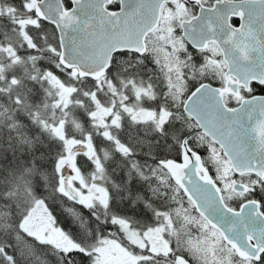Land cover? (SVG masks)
Here are the masks:
<instances>
[{
  "label": "trees",
  "instance_id": "trees-1",
  "mask_svg": "<svg viewBox=\"0 0 264 264\" xmlns=\"http://www.w3.org/2000/svg\"><path fill=\"white\" fill-rule=\"evenodd\" d=\"M29 4L30 0H0V206L7 209L13 206L16 229L26 210H33L36 205L49 209L57 225L87 249H90L89 242L80 238L69 225L90 224L98 238L112 233L136 254L146 253L128 242L122 228L124 222L139 231L164 226L169 252L161 256L153 254L151 259L144 256L141 264H178V255H188L185 243L181 245L179 240L194 227L175 219L174 211L188 208L193 214H199L165 163L170 159L181 160L183 144L187 141L202 155L206 168L221 185L218 169L208 151L210 146L218 145L185 115L182 102L174 111V115L179 113L176 123L168 120L158 127L156 123L129 121V117L121 115L120 125L110 123L113 116L105 119L106 126H101L98 121L96 125L91 102L95 81L80 78L76 71L60 64L56 28L38 20ZM65 4L67 7L71 5L68 0ZM128 65L132 64L119 68ZM140 71L152 76L156 74L147 65L137 68V72ZM156 84L162 88L160 93H165L166 82ZM101 85L107 93L109 84ZM120 96L114 95L116 102L121 100ZM99 99L101 103L111 100L106 96ZM136 108L143 106L137 105ZM87 137L96 148L98 163L94 158L79 154L76 167L88 183L95 184L108 196L105 203L97 199L88 207L75 203L62 193L58 168L69 154V142L86 140ZM244 178L254 183L246 194H234L222 188L228 205L239 208L244 201L264 195L260 191L264 183L258 177L245 175ZM254 187L257 191H253ZM68 204L83 220L81 225L70 220L62 221L63 210L67 213L65 205ZM68 214L76 222L77 216L73 212ZM169 216L171 220H168ZM1 220L6 223L4 218ZM25 240L30 243L34 240L33 245L50 256L53 261L48 264H93V252L76 249L65 252L54 242L32 237ZM4 246L10 256L16 258V252L6 243ZM193 260L202 264L197 258ZM16 264L30 262L16 258ZM240 264L248 263L241 258ZM254 264H260V261Z\"/></svg>",
  "mask_w": 264,
  "mask_h": 264
},
{
  "label": "water",
  "instance_id": "water-1",
  "mask_svg": "<svg viewBox=\"0 0 264 264\" xmlns=\"http://www.w3.org/2000/svg\"><path fill=\"white\" fill-rule=\"evenodd\" d=\"M68 1L71 3L69 7H66L64 0H37L35 6L36 15L54 24L58 31L59 61L64 67L76 68L80 77L97 80L106 74L115 52L132 50L144 54L147 51L146 37L155 29L151 20L141 24L126 22L129 13L136 7V0H122V2L119 0L121 11L115 15L110 13L107 0ZM252 75H259V72L247 74L238 72L233 79L236 77L248 79ZM202 84L220 87L209 82ZM240 86L246 87L238 83V91H240ZM195 90L185 100V111L199 124L200 130L217 143L225 154L224 148L217 142L220 137L207 115L215 110L213 107L215 100L211 99L215 94L206 87L196 97H193ZM202 97H209V99H205L197 107L196 102ZM220 103H225L224 97ZM258 118L259 113L257 112L252 120L245 121L244 127L247 131L242 134L241 152L239 154L231 152L225 156L231 162L235 175L253 174L264 182V144L260 142L257 135L253 134V127ZM90 145L91 139L88 138L85 142L74 144L70 153L76 155L79 152H89ZM165 166L177 184L193 201L198 212L206 218L210 225H216L215 228L222 233L225 241L241 257L254 261L260 259L261 254L264 253V238H260V233L264 232V216L257 215L259 209L254 199L242 203L245 205L241 209L242 216H234L228 209L237 208L226 203L219 184L210 171L204 169L202 156L193 150L187 141H184L182 159L180 161L170 159ZM70 172L73 173L74 170L71 168ZM64 173L65 168L62 169V174ZM232 190L244 194L247 193L248 187L244 182L237 181L233 184ZM63 192L75 202H80L83 198L82 192L68 179L63 182ZM205 197L207 201H211L215 211L209 210ZM245 223L247 229H245ZM231 225H235V230L230 229ZM179 264L192 263L180 256Z\"/></svg>",
  "mask_w": 264,
  "mask_h": 264
},
{
  "label": "snow or ice",
  "instance_id": "snow-or-ice-1",
  "mask_svg": "<svg viewBox=\"0 0 264 264\" xmlns=\"http://www.w3.org/2000/svg\"><path fill=\"white\" fill-rule=\"evenodd\" d=\"M107 2L112 4L118 0ZM120 11L119 8L110 9L113 15ZM234 18L239 20L238 26ZM149 19L152 26L161 31L173 33L179 28L183 33L181 40L191 43L198 51L202 50L207 57L205 63L212 62L213 67L223 71L220 87L202 84L193 92V97L206 87L215 94L211 97L215 100V110L207 115L220 137L217 142L224 148L225 154L241 152L242 134L247 131L244 123L252 120L257 112L259 118L253 127V134L264 144V0H136V7L127 16L126 22L141 24ZM238 72H259V75L233 79ZM238 83L246 85L241 91L247 92L248 96H242L237 90ZM224 96L233 98L237 106L232 108L227 102L220 103ZM205 99L209 97L197 100L196 106ZM253 191L257 189L254 187ZM260 191L264 192V185ZM207 203L209 210L215 211L211 201ZM254 203L259 209L257 215L264 216V195L254 198ZM244 206L228 210L234 216H242ZM230 229L235 230V225H231ZM260 238H264V232L260 233ZM260 264H264V253L260 256Z\"/></svg>",
  "mask_w": 264,
  "mask_h": 264
},
{
  "label": "rangeland",
  "instance_id": "rangeland-1",
  "mask_svg": "<svg viewBox=\"0 0 264 264\" xmlns=\"http://www.w3.org/2000/svg\"><path fill=\"white\" fill-rule=\"evenodd\" d=\"M35 1L36 0H30L29 7L34 8ZM167 34L168 33L162 35L164 38L161 40L162 43L160 45V49H158L160 51L159 54L161 58H164L162 61H169L165 58V54L163 53L165 42L173 45L175 49L183 47V43L181 42L180 38L172 39L170 36H166ZM11 53H13V51H11L10 54ZM212 65L213 63L210 62V71H212ZM168 69L170 72H172V74L169 76L172 87L171 90H168L166 93H168V97H173L177 101V104H179L182 102L183 94L186 89L180 78L182 69L176 68L178 73H175V69L170 65L168 66ZM200 71L201 70H198L197 72L199 73ZM202 72H206V67L202 69ZM193 75L194 74H191L190 76L194 77ZM94 98L96 99L95 95L92 93L91 101L93 104H95ZM94 109L92 111V117L95 120V124L97 125L96 122L98 121L101 123V126H106L107 124L105 123V119L107 118L106 115H108L109 112L107 114H102L98 108L96 109V105H94ZM178 114L179 113L177 112L175 113L173 119L174 122L177 121ZM161 118L163 119L164 117ZM110 123L120 125L121 121L119 116H113ZM57 129L58 128H56V131ZM77 141L78 140L70 141L68 144L69 147H71ZM208 151L216 164L218 176L222 181L223 187L226 190L232 192L231 186L237 178H235L230 161L223 157V153L221 152L220 148L215 145L210 146ZM94 154H96V148ZM73 159V156L68 154L58 164L60 172L63 168H66L68 163ZM70 173V170H66V175H71ZM244 182L247 183V181ZM251 184L254 183L249 181L248 185L251 186ZM81 186L87 192L84 199H82L81 204H84L88 207L95 204L98 200H100L101 203H105L101 195H95V192L99 190L95 184L88 183L85 180ZM24 207H26V205ZM10 208L11 209H7L6 207L0 206L1 252L5 257V261L7 262L6 264H11L14 259L6 251L7 247L4 246V243H6L7 246L11 247L16 252V258L22 262L27 261L30 262V264H48L50 261H53L49 255L43 254L38 248L20 236L19 232L15 228V218L14 214H12L14 208L13 206ZM33 211L35 212L34 214L37 216V218H41L43 213L46 212L43 207H40L39 205H36L33 208ZM26 212H29V210H26ZM75 216H77V220L76 222L74 221V223H79L81 225L83 220L81 221V217L76 213ZM173 216L177 220H182L183 223H186L185 225H192L194 227V229L191 230L193 231V234H183L179 241L181 245H184V243L181 242L183 239L188 250L194 254L195 258H197L202 264H238L232 249H229L226 245H224L223 240L219 238L220 235L216 233L214 228H212L207 221L206 223L204 222L201 215L193 214L188 208H178L174 211ZM2 218L6 220V223L2 222ZM25 220L26 218L20 224H18L19 226H22V229L30 236H42L43 238L40 239L43 241H49L53 237H58L55 239V241L59 243L69 240V238L64 237L68 235L67 232H65L62 228L57 227L55 219H52L51 223L49 224L37 222L38 226L32 223H26L27 220L26 222ZM168 220H171L170 216ZM124 223L125 224L122 225V228L125 232V237L128 242L133 244L136 248L139 247L138 249L144 251L146 254L131 253L126 247V244L122 243L117 237L112 236V233L108 237L98 238L96 236V232L93 231V236L87 238L90 246V249L87 252L89 253L92 250L94 256L92 257L93 264H141V262L144 263V256L146 259H151L150 257H152V255L155 253L166 254L169 252L170 244L166 235V228L164 226L158 225L152 229L139 231L130 227L128 222ZM185 235L187 236L185 237ZM94 236L95 238L93 242H90ZM84 240L86 239L84 238ZM220 247L223 248L224 252L220 250Z\"/></svg>",
  "mask_w": 264,
  "mask_h": 264
},
{
  "label": "flooded vegetation",
  "instance_id": "flooded-vegetation-1",
  "mask_svg": "<svg viewBox=\"0 0 264 264\" xmlns=\"http://www.w3.org/2000/svg\"><path fill=\"white\" fill-rule=\"evenodd\" d=\"M107 7L109 9L120 8V1L118 0V2L108 4ZM234 23L238 26L239 20L234 18ZM161 28H164V26L161 25ZM166 33H168L166 30L161 31L160 29H156V28L152 32H150L146 38L147 51L144 54H140L139 52L132 50H120L113 54L111 59V64L106 72V75L98 80H94L95 88L92 93L96 97V99L94 98L96 109L98 108L102 114H107L109 112V114L106 115V117L115 116V115L120 117L121 115H125L129 117L130 119L129 121L134 119L136 121H141L145 124L156 123L158 127H161V125L165 121L168 120L173 121L174 111H176L177 107L181 103L177 104V101L173 97H168V93H166L168 90H171L172 87L169 78L172 72H170L168 69L169 65L175 69V73H178L176 71V68L182 69L180 78L186 89L183 94L181 108L186 113L185 115L188 117L190 116L185 111L184 103L193 90H195L200 84L205 82H209L213 85L220 86V81L223 75V71L218 70L216 67H213V65L211 67L212 71H210L209 68L210 62L205 63V59H207L205 53L202 50L198 51L196 48L192 46L191 43L187 42L186 40H181V42L183 43V47L179 49H175L173 45L168 44V42H165V46L163 47L164 48L163 53L165 54V58L168 59L169 61L166 60L162 61V59L164 58H161L159 54L160 51L158 49H160V45L162 43L161 40L164 38L162 35ZM182 35H183L182 31L179 28H177L175 32L168 33L166 36H170L172 39H174V38H180ZM213 60H215V58H213ZM129 63H131L132 65H128L126 67H123L122 69L119 68L120 65H127ZM145 65L150 66L151 69L155 71L156 73L155 76L148 74V72L146 71L137 72V68L139 69L140 66H145ZM205 67H206V72L203 73L202 69ZM198 70L201 71L198 73L197 72ZM191 74H194L193 75L194 77H191L190 76ZM209 80H212V82ZM161 81L166 82L165 93L164 92L160 93L162 88L156 84V82L161 83ZM102 83L109 84V91L107 93H104L103 86L101 85ZM243 88H244L243 86H240L239 90L241 91V89ZM114 95L116 97L117 95H121L122 96L121 100L119 102H116V98L114 97ZM241 95L246 97L249 94L247 95L245 94V92L241 91ZM100 96H106L108 100L110 97L111 100L110 102L107 103H101L99 99ZM224 99L225 102H227L228 106L230 107L237 106L233 102V98L224 96ZM137 105H141L143 106V108L137 109L136 108ZM161 117L164 118L162 119ZM194 123L196 122L194 121ZM196 125L198 128L199 125L197 123ZM82 179L83 178L80 175H78L76 179L73 178L72 181L74 184L77 185L76 182H79ZM236 180H243V179L237 178ZM244 180L247 181L245 178ZM97 194L101 195L104 202L107 201L108 196L105 194V192L99 190L97 191ZM65 207L68 209V211L66 213V211L63 210L64 212L62 214V221L65 222L66 220H70L69 222L74 223V219L68 214L70 212H73L75 215V212L71 210L72 206L68 204L65 205ZM15 218L17 220V217ZM202 218L206 223V219L204 217ZM89 225L90 224H85L81 226L69 225V227H71V230H73L80 238L82 239L85 238L87 240L88 237L93 236V228H91ZM214 230L218 235H220L219 238L222 239L224 242L221 233L216 229ZM188 234H193V231H191ZM187 235H185V237ZM94 238L95 236L92 237L90 242H93ZM183 243H185L184 240ZM224 245L227 246L226 243H224ZM71 246H77V244L71 241H65V243L63 244V247L66 249L71 248ZM227 248L232 249L233 253L235 254L236 262L240 264L241 258L237 256L234 249L228 246ZM220 250L224 252L222 247H220ZM156 255L161 256V254H156ZM180 256L181 255H178V258ZM183 256H185V258L189 260L192 264H196L193 260L195 258V255L192 254L189 250H188V255H183ZM245 260L247 261L248 264L255 263V261H252L250 259H245ZM258 261H260V259Z\"/></svg>",
  "mask_w": 264,
  "mask_h": 264
}]
</instances>
